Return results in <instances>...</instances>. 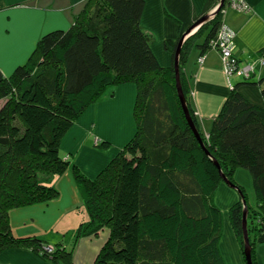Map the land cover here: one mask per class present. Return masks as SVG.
Instances as JSON below:
<instances>
[{
	"label": "trees",
	"instance_id": "1",
	"mask_svg": "<svg viewBox=\"0 0 264 264\" xmlns=\"http://www.w3.org/2000/svg\"><path fill=\"white\" fill-rule=\"evenodd\" d=\"M219 3L208 0L187 30ZM230 4L225 0L201 23L179 55L181 85L203 144L178 96L174 64L184 32L165 41L172 64L162 65L152 49L153 35L141 25L145 0H88L69 28L45 33L28 60L0 79V252L25 247L53 264H75L79 238L106 228L94 264H227L220 250L223 212L214 195L223 175L236 183L237 170L244 169L254 205L239 188L246 199L252 264H257L255 245L264 243V104L247 99L239 91L242 82L233 83L207 135L183 74L193 46L201 55L220 51L214 42ZM125 83L137 86L136 134L90 178L61 156V141L107 87ZM255 84L264 97V80ZM70 168L89 214L72 246L16 233L9 212L57 198L59 190L42 177ZM243 214L240 199L228 215L242 251Z\"/></svg>",
	"mask_w": 264,
	"mask_h": 264
},
{
	"label": "crops",
	"instance_id": "2",
	"mask_svg": "<svg viewBox=\"0 0 264 264\" xmlns=\"http://www.w3.org/2000/svg\"><path fill=\"white\" fill-rule=\"evenodd\" d=\"M88 0H0V79L9 76L17 65L25 63L33 52L37 41L45 33L55 29H67L75 21L76 15ZM208 0H145L141 18L142 27L153 35L152 49L159 62L172 64V55L165 48L166 40H177L187 30L194 18L203 13ZM250 11L225 8L223 22L232 29L234 35V55L240 65H252L253 71L247 82L234 73L227 74L223 56L217 49H210L204 55L193 46L183 65V74L190 87L192 105L198 121L208 134L214 117L218 114L234 84L251 102L264 104L261 85L264 80V0H243ZM205 34L197 39L202 42ZM202 56V61H200ZM137 96V86L125 83L108 88L102 99L91 104L74 122L61 141V156L68 159L88 176L95 177L124 144L135 135L137 124L133 106ZM97 137L111 144L103 149L95 143ZM106 143V142H105ZM107 144V143H106ZM238 169L236 173H239ZM247 181L252 180L247 172H242ZM236 175V174H235ZM42 180L54 185L60 195L48 202L14 208L9 212L11 225L18 234H36L49 244L63 240L69 247L76 236L80 223L89 219L84 200L78 189L71 168L62 174L43 176ZM215 202L226 212L240 199V194L223 181L215 195ZM254 204H255V198ZM228 224L230 225L229 221ZM231 228V247L242 259L240 247ZM105 232V231H104ZM108 232L106 231L105 239ZM96 237V236H95ZM95 237L84 236L75 248L73 260L79 261L81 244H85L82 261L89 264L95 252ZM86 239L92 244L86 242ZM83 241V242H82ZM100 251V250H99ZM235 251V252H236ZM90 252V256H89ZM98 252L94 255L93 264ZM0 264H53L41 259L29 248H13L0 252Z\"/></svg>",
	"mask_w": 264,
	"mask_h": 264
},
{
	"label": "rangeland",
	"instance_id": "3",
	"mask_svg": "<svg viewBox=\"0 0 264 264\" xmlns=\"http://www.w3.org/2000/svg\"><path fill=\"white\" fill-rule=\"evenodd\" d=\"M221 1V0H220ZM218 6V5H217ZM217 6L216 7H214L207 15H210V18L211 17H213L216 13H214V11L216 10V8H217ZM218 11V10H217ZM201 25H197L190 33H188L187 34V31L190 29V28H192V27H190L188 30H186L183 34H182V36H181V38L185 35V34H187L186 35V38H185V40L186 39H188L189 37H192L197 31H198V29H199V27H200ZM181 38H180V41H181ZM185 40L183 41V44L185 43ZM179 41V42H180ZM179 44V43H178ZM183 44H182V46H183ZM182 46H181V48H182ZM180 52H181V50H180ZM180 55V54H179ZM175 65V64H174ZM241 66V65H240ZM253 71V70H252ZM234 74V73H233ZM232 75V74H231ZM251 76V75H250ZM250 76L249 77H247L246 79H249L250 78ZM135 84V83H134ZM180 84H181V81H180ZM119 85H121V84H119ZM136 85V84H135ZM117 86V85H116ZM110 88H113L114 87V85L113 86H109ZM109 87H107L106 88V90L109 88ZM181 87H182V85H181ZM106 90L103 92V95H104V93L106 92ZM182 91H183V88H182ZM103 95H102V97H103ZM183 95H184V97H185V94H184V92H183ZM137 97V96H136ZM102 99V98H101ZM185 101H186V99H185ZM89 107V106H88ZM87 107V108H88ZM134 107L135 106H133V115H134ZM136 134V133H135ZM208 135V134H207ZM133 137H131L128 141H130L131 139H132ZM128 141L124 144V146L128 143ZM105 142L107 143V144H105ZM105 142H102V140H101V138L100 137H97L96 138V140H95V143L98 145V146H101V148H103V149H109L110 148V142H108V141H105ZM123 146V147H124ZM120 149H122V148H120ZM120 149H118V151H117V153L120 151ZM116 153V154H117ZM115 154V155H116ZM115 155L113 156V157H115ZM112 157V158H113ZM111 158V159H112ZM103 170V169H102ZM101 170V171H102ZM100 171V172H101ZM99 172V173H100ZM242 172H247L246 170H244V169H241V171H239V173H236V175H235V180H236V185H238V186H242L245 190H246V192H247V195H248V200H249V203L251 204V205H254V199H253V190H252V183L250 184L248 181H247V178H245V176L243 175V173ZM99 173L96 175V176H98L99 175ZM248 173V172H247ZM95 176V177H96ZM90 177V176H89ZM250 177V176H249ZM90 178H93V177H90ZM228 184V183H227ZM229 185V184H228ZM230 186V185H229ZM231 188H232V190H234V191H237V193L238 194H240V199L242 200V202H243V200L245 199V197H244V193L242 192V190H241V192H242V194H243V196L241 195V193L238 191V189L237 188H234V187H232V186H230ZM79 189V188H78ZM59 195H60V192H59ZM239 199V200H240ZM238 200V201H239ZM245 201H246V199H245ZM214 202H215V197H214ZM216 203V202H215ZM234 204V203H233ZM232 204V205H233ZM231 205V206H232ZM218 206V205H217ZM243 206H244V203H243ZM247 206V205H246ZM219 207V206H218ZM220 208V207H219ZM85 210H87V208H86V206H85ZM228 211H229V209H228ZM223 212V211H222ZM229 213V212H228ZM228 217H229V215H228ZM228 221L229 220H227V218H226V212L224 211L223 212V230H222V237H221V241H220V250H221V253H222V255H223V257H224V259L226 260V262H227V264H247V261H246V258H245V254H244V250L242 251L241 250V248L239 249L240 250V253H241V255H242V259L243 260H241V259H239V257H238V255H237V251L235 252L233 249H232V247H231V244H232V242H231V228H230V225L228 224ZM105 231V232H104ZM106 231H107V229L106 228H104V229H102V230H100L97 234H94V235H91L92 237H95L94 239H93V241H92V243L93 242H96V240H99V244L97 245V244H92L90 241H89V239H86V242H88L89 244H92L93 245V247L95 248V252H94V254H93V256L91 257V259L89 260V264H93L92 262H93V258H94V255L97 253V252H99V250L101 249V247H102V242H103V240L105 239V235H106ZM233 234H234V237L237 239V237H236V234H235V232H234V230H233ZM83 237H80L79 238V240H78V243H77V245L79 246V243L81 242V239H82ZM75 240V238H73L72 240H71V242H70V245H69V248L72 246V243H73V241ZM238 241V240H237ZM83 242V241H82ZM231 243V244H230ZM78 246H77V248H78ZM49 248V249H48ZM81 249H80V257H79V261L82 263V264H84V260L83 259H85L87 256H85V244H81V247H80ZM47 250H49V251H51L52 250V248H50L49 246L46 248ZM255 255H256V261H257V264H264V243H257L256 245H255ZM89 256H90V252H89ZM83 260V261H82Z\"/></svg>",
	"mask_w": 264,
	"mask_h": 264
},
{
	"label": "built area",
	"instance_id": "4",
	"mask_svg": "<svg viewBox=\"0 0 264 264\" xmlns=\"http://www.w3.org/2000/svg\"><path fill=\"white\" fill-rule=\"evenodd\" d=\"M230 5L235 7L236 9L244 10V11H250L251 9V6H249V4H247L243 0H231ZM234 35H235L234 31L230 29L228 26H226V24H223V26L219 30L217 42L216 43L214 42V45L215 46L216 44L219 45L218 48L220 49V52L223 56V63H224V67H225L227 74L231 75L233 73H236L239 76L246 79L247 77L251 75L253 67L250 64L245 65V66H240L237 63L236 58L233 56L234 55L233 49L235 46L234 45ZM199 59L200 61H202V57ZM263 62H264V59H263Z\"/></svg>",
	"mask_w": 264,
	"mask_h": 264
},
{
	"label": "water",
	"instance_id": "5",
	"mask_svg": "<svg viewBox=\"0 0 264 264\" xmlns=\"http://www.w3.org/2000/svg\"><path fill=\"white\" fill-rule=\"evenodd\" d=\"M225 0H221L220 3L218 4L216 10L214 11V13L217 12V10L223 6ZM210 18V15H206L205 17H203L199 22H197L196 24L193 25L192 28H190L188 31H187V34L190 33L197 25H200L201 23L207 21L208 19ZM185 34L182 38H181V41L179 42L178 46H177V49H176V55H175V72H176V81H177V90H178V96L180 98V101H181V104H182V107H183V110L185 112V115H186V118L188 120V123L190 124L191 128L193 129V131L195 132V134L197 135V137L200 139L199 137V134L197 133V130H196V127L194 125V122L192 121L191 117H190V114H189V110H188V107H187V103L185 101V97L183 95V91H182V87H181V84H180V75H179V54H180V50H181V46L183 44V41L185 40L186 38V35ZM200 142L201 144H203L202 140L200 139ZM223 180L228 183L230 186L234 187V188H237L238 191L241 193V195L243 196L240 188L238 185H236L235 183L229 181V179L223 175ZM243 203H244V214H243V229H244V240H245V243H244V254H245V258H246V261H247V264H252V256H251V244H250V241H249V237H248V230H247V206H246V201L245 199L243 200Z\"/></svg>",
	"mask_w": 264,
	"mask_h": 264
}]
</instances>
